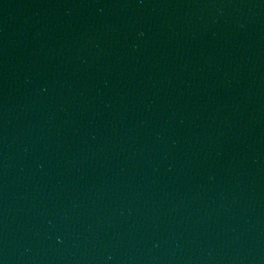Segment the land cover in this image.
Here are the masks:
<instances>
[{
  "label": "water",
  "instance_id": "water-1",
  "mask_svg": "<svg viewBox=\"0 0 264 264\" xmlns=\"http://www.w3.org/2000/svg\"><path fill=\"white\" fill-rule=\"evenodd\" d=\"M0 264H264V0H0Z\"/></svg>",
  "mask_w": 264,
  "mask_h": 264
}]
</instances>
